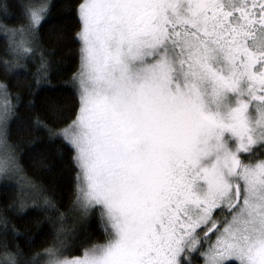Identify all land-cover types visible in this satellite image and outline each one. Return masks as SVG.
I'll list each match as a JSON object with an SVG mask.
<instances>
[{
    "label": "snow or ice",
    "instance_id": "snow-or-ice-1",
    "mask_svg": "<svg viewBox=\"0 0 264 264\" xmlns=\"http://www.w3.org/2000/svg\"><path fill=\"white\" fill-rule=\"evenodd\" d=\"M53 6L0 0V181L16 188L0 264H264V0H77L79 66L57 84L41 37ZM13 123L71 153L70 211L97 216L106 243L84 246L49 215ZM33 213L55 237L27 256L17 221Z\"/></svg>",
    "mask_w": 264,
    "mask_h": 264
},
{
    "label": "trees",
    "instance_id": "trees-1",
    "mask_svg": "<svg viewBox=\"0 0 264 264\" xmlns=\"http://www.w3.org/2000/svg\"><path fill=\"white\" fill-rule=\"evenodd\" d=\"M51 2L54 6L41 30V37L44 47L53 53L51 59L58 62L60 72L52 77V83L57 84L76 72L79 66L80 45L74 40L78 26H76V13L73 7L77 0H51ZM0 56H3L2 41H0ZM10 90L14 92L16 88L13 86ZM49 99L57 105L72 106L71 97L67 95L52 94ZM19 114L27 115L23 109ZM33 136L34 134L28 131L18 132L17 124L13 123L11 142L18 145L17 152L25 174L46 189L47 195L55 197L58 212H51L49 215L55 217L59 213H64V228L81 239L85 235L89 238L88 244L84 246L106 243L109 237L99 227L97 216H93L86 223H78L75 219L77 214L70 211L72 199L70 193L78 171L72 165L71 153L64 152L61 158L58 150L63 152V148L59 140L50 142L43 134L36 135L35 139ZM15 195L14 181H0V204L11 200ZM37 220L42 222L37 224ZM17 223L23 235L16 242L27 256L43 251L54 242L55 230L53 225L46 221L44 213H33L32 217ZM74 235L63 239L71 244ZM29 237L34 240L31 246L26 243ZM82 251L83 247L75 248L67 253V257L80 255Z\"/></svg>",
    "mask_w": 264,
    "mask_h": 264
},
{
    "label": "rangeland",
    "instance_id": "rangeland-1",
    "mask_svg": "<svg viewBox=\"0 0 264 264\" xmlns=\"http://www.w3.org/2000/svg\"><path fill=\"white\" fill-rule=\"evenodd\" d=\"M68 258H71V257H68Z\"/></svg>",
    "mask_w": 264,
    "mask_h": 264
}]
</instances>
